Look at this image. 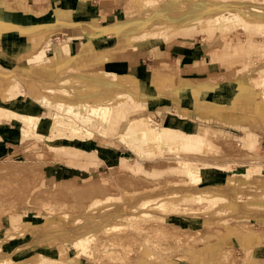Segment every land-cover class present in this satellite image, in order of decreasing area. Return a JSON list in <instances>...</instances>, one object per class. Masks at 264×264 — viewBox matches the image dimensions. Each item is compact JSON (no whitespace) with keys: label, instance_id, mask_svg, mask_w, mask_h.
<instances>
[{"label":"bare ground","instance_id":"obj_1","mask_svg":"<svg viewBox=\"0 0 264 264\" xmlns=\"http://www.w3.org/2000/svg\"><path fill=\"white\" fill-rule=\"evenodd\" d=\"M55 13L56 21L50 23L19 25L0 19V33L19 30L30 36V42L27 44L0 47V65L16 68L20 82H26L28 85L27 87L19 85L20 90L26 92V97L35 109L37 107L44 109L42 112L37 111L38 109L31 111L26 108L27 103L21 105L14 103L17 98L14 97V93H17L14 92L15 86L14 89L0 88V114L11 115L15 119L12 125H20V138L21 134L28 138L31 132H34L35 137L39 139V136L51 137L52 132L63 131H69L72 135H85V138H80L84 140L91 139L95 134L107 137L108 128L121 122V117L117 116H120V113H127L130 106L135 110H144L149 107L150 102L158 100H169L185 105L191 100L198 102L209 96L212 91L219 89L217 84L209 80L194 82L188 86L162 87L151 78L144 81L129 71L84 70L89 66L100 64L101 58L113 59L119 55H126L131 49L138 50L148 46H152L155 55L165 56L168 48L174 45L191 46V36L195 31L203 32V39L209 42L214 41L218 36L235 31L239 26L255 27L264 36V0H127V3L123 4L122 17L118 18L115 25L101 28V32H107L105 42L101 46L94 45L91 40H79L75 46L71 43L65 46L69 52L68 58L58 60L61 56V47L55 48L58 57L54 54L46 57L40 47L45 42L50 29L63 30L65 26H71L79 27L84 31L98 25L88 17V12L84 16L86 20H81L80 14L74 15L72 10L64 12L56 8ZM165 24H169L176 33L181 30L183 37H171L160 28L156 33L153 32L155 26ZM69 37L71 40L75 36L70 34ZM163 43H166L168 50H162ZM239 48L244 49L249 55L264 53V40L255 41L248 37L246 43ZM27 52L35 55L34 59L28 60L30 65L18 60L20 55ZM2 60H6V64ZM42 64L55 66L56 74L47 77L36 72L35 68ZM156 69L180 72L179 66H171L167 63H161ZM253 71L257 74L250 76ZM11 75V72H7L0 78L9 79ZM255 76L260 79L258 83L264 86V62L259 65L247 63L237 69L232 81L239 88V92H236L232 102L249 98L248 94L254 91L255 112L264 121V89L258 90L252 86L250 80ZM158 108L159 112L163 109ZM3 123L5 122L1 118L0 124ZM181 126L182 122L171 114H167L161 124L148 116L129 120L118 140L136 156L137 161L131 164L130 156L122 158V163L118 166L126 170L124 178L117 177L115 170H112V175L118 179L117 185L128 186V191L125 190L123 196L117 198L119 211L113 215L115 219L106 224L90 223L84 213L57 210V208L66 209L67 207L64 206L72 203L70 201L72 196L70 191H60L58 195L67 193L63 201L56 203L50 196L55 192L53 186L57 182L60 190L71 183H76L70 179L62 181L58 178L51 186L46 181V188L38 190L39 195L28 196L32 201L25 204L40 208L48 218L53 219L43 226L36 225L37 221L23 218L19 204L14 210L0 211V231L3 232L0 236V264H82L81 259L84 257L94 264L99 252L102 253V257L115 252L108 247H101L117 241L113 232L136 229L137 226L140 229L148 226V230L152 231L150 233L161 232L162 238L157 242L159 247L165 245L168 234H174L178 240L175 248L181 249L184 248L183 245L187 246L188 253L175 254L181 260L189 261L192 256L201 252L204 254L202 262L221 263V258L211 260L213 253L206 250L208 242L217 240L222 230L221 225L209 223L210 228L204 231L189 230L171 222L168 217L188 218L200 215L201 218L210 220L257 213L264 209L263 174L254 173L258 169L255 161H251L250 166L245 165L248 167L245 171L230 169V166L242 163V153L248 148L247 139L236 155L228 156L220 150L215 138L197 132L183 134L179 131ZM45 129L48 130V134L44 133ZM14 133L13 128L11 134ZM63 137L71 139L72 136ZM218 141L220 142L221 139ZM47 144L54 151L67 156L75 157L79 152L78 148L75 151L68 149L70 146L68 144L54 142ZM115 151L118 152L116 147ZM254 152L258 154L253 157H257L258 160L264 159L263 147ZM212 153H216L218 157L212 156ZM163 158L176 160L175 166L178 167L159 171L149 169L141 162ZM114 161L116 160L109 161L111 169L117 166L113 165ZM1 168H3L2 163H0ZM182 169L185 171L184 176L180 174ZM55 172L56 177L68 174L67 170L63 169H57ZM87 183L89 184L85 187H89L87 192L93 191L92 195H94L90 196L87 211L91 213L110 211L113 202L116 201L114 197L117 192L110 191L111 187L108 184H99L101 182L97 179H91ZM96 189L99 190L97 194L94 193ZM144 189L151 191L140 192L134 196L125 195V192ZM136 199H138L137 205L130 206L129 200ZM194 202L197 203L196 207L192 204ZM57 204H60V207ZM154 207H157L159 212L167 213L162 216L163 218L151 223L129 220V217L138 215V212L150 218ZM246 223L239 222L235 228L237 233H241L240 241L251 246L246 248L247 257L243 260L236 257L235 264H261L255 256V243L262 244L261 238L264 233L247 231ZM105 228L109 231L102 232L101 230ZM36 240L42 242L49 240L54 243L39 245ZM121 241L124 243L125 237H121ZM6 244L11 248L6 249ZM57 244L66 245L68 250L74 248L76 253L69 254L63 246L57 247ZM196 250L200 252L196 253ZM140 251L144 253L140 258L142 264L146 262L163 264L159 263L163 260L155 251L143 246Z\"/></svg>","mask_w":264,"mask_h":264},{"label":"rangeland","instance_id":"obj_2","mask_svg":"<svg viewBox=\"0 0 264 264\" xmlns=\"http://www.w3.org/2000/svg\"><path fill=\"white\" fill-rule=\"evenodd\" d=\"M85 3H89L90 0H82ZM127 0H122V3H120L118 5V7L116 8L117 11L114 14V16L111 17H107L109 22L112 23L113 21H115L116 19L118 20V18L122 17L123 14V4H126ZM102 16L101 18H99V20L97 18H94L93 20L95 21V23L98 25V27H93V28H89V29H85L83 31V35L84 38H91L93 36L96 35H104L103 38L106 39V34L107 32H101V28H105L107 26H103V23H105L103 20V15H105V13H101ZM118 16V18H117ZM121 16V17H120ZM102 20V21H100ZM100 21V22H99ZM113 26V23L110 25V27ZM162 29L164 31H166V33L171 36V37H177V38H182L183 37V33L181 30H179L177 33L175 31H173V28H171V26L169 24H165V25H160V26H155L153 28V32L156 33L158 31V29ZM241 28V29H240ZM78 29V30H77ZM75 31H63L60 29H55L52 30L50 29V33L47 35L45 42L40 46L42 49L44 50H48L50 48V42H55L57 43L58 47H61L63 43H71L73 46H75V43L77 44L80 41H84L86 39H80L78 35H80V33L82 34V29L77 28ZM95 30H97V32H95ZM81 31V32H79ZM55 32H61V33H57L54 36H52L53 33ZM92 33H95L93 36L91 35ZM203 33V32H202ZM202 33H200V31H195L194 34L191 36V46H189L188 44L185 45H174L172 47H166V43H163L161 45L162 50L167 51L168 54H170L168 57H171V53H175L177 55H179V58H181V56L185 53H188L191 50H194L195 48L199 46H202L203 49L209 51L211 57L210 60H208L209 62L211 61L212 64H210L209 66H205L204 73H208L209 71L213 70V69H217V63H219L221 69L223 71H220L219 73H217L216 75H205V76H201L198 77L196 81L194 82H204V81H211L215 84H217L219 81H222L225 78L230 79L231 81L234 79V76L236 74V71L238 68H240L241 66L244 67V63H251L254 65H259L261 62H264V53H255V54H246L244 53L241 48L239 49V46L243 43L244 39H248V36H250L252 39L253 37L251 35L254 36L255 40L259 41V40H264V36H262V34L259 32V30L255 27H244V26H239L238 28H236L235 31L230 32L229 34L226 35H222V36H218L215 38L214 41H207L203 39V35ZM72 34L75 37L71 40L69 35ZM59 37V38H58ZM207 37V36H205ZM108 40V39H107ZM112 40H110L111 42ZM103 42L102 40H98L97 41V45H99L100 43ZM209 42V44H208ZM152 46H148V47H143L140 48V50L138 51H134L135 53H139V55L141 56H150L152 58H155V51H151ZM168 48V49H167ZM132 50V49H131ZM48 54H52V51L47 52ZM166 53V55H167ZM164 58V57H163ZM101 63L95 66H89L88 68H84V70H99V69H109V68H114V64L111 63L112 58H101ZM106 61H110L108 63H105ZM24 64L26 65H30L28 60L24 59L22 61ZM162 63H167L169 65H174L176 66V64H174L172 61L171 62H162ZM124 64V63H123ZM180 64V60L178 61L177 65L179 66ZM124 66V65H123ZM2 69H3V75L7 72H11L12 75L10 76L9 79H3V82H11L12 86H15V91L17 93H14V97H17L16 100L14 101V103L16 104H24V102H26V108L28 110L31 111H40L42 112L44 109L43 108H39L37 107L36 109L32 106V104L29 102V98L26 97V92L21 91L20 90V86H28L26 82H20V79L17 76V70L14 67H3V65H1ZM11 69V70H10ZM119 69V67H118ZM174 74V76H177V85H180V72L178 71L177 73L175 72H171L168 71L167 69H161V70H157L153 73L154 74V79L153 81L160 84L162 87H167V86H176L175 84V79H171L168 80L167 82H160L159 80L157 81L156 75L158 74ZM255 74H257V72L253 71L252 73H250V76H254ZM2 77V76H1ZM180 80V81H179ZM260 79H258L256 76L252 79L251 77V82H252V86L255 89L261 90L264 89V86L260 85L259 82ZM1 82V81H0ZM193 82V83H194ZM8 84V83H7ZM254 91L253 93L250 92L248 94V97L252 99L255 98L254 96ZM20 98H24V101H19ZM248 98V99H249ZM10 100V99H9ZM167 102V100H158L156 102L151 103L147 109L143 110V111H138V112H133L130 113L132 111H137L135 110L133 107H129L127 109V113H120V116L117 117H121L119 123L113 124V125H119L115 130L114 133L118 134L119 132H121L124 127L126 126V124L129 122V120L131 118H138L140 116H148L153 118L157 123H162L164 118H165V114H171V113H179L180 112V108H179V104L175 103L172 109H168V111L170 113H164L163 109L161 112L158 111V107H156L157 105H159L160 109L162 108V104ZM183 107L186 109V115H183V117H185L184 121L187 122V127L190 131H195L197 133L203 134V135H208L209 137H211L212 139L215 140L216 144L219 145L223 151L229 153V154H233L236 155L238 153V151L240 150V147H242L244 145L245 142V138H237L234 139V135L229 134V140H227L226 135H224V132H222L221 129H218V127L216 126H210L209 124H205V125H196L194 122H191V117L190 114L187 110L186 105H184V103L182 104ZM154 110V111H153ZM50 110H48L49 113ZM242 113H244L243 111H240ZM248 111H246L247 113ZM130 113V114H129ZM161 113V114H158ZM124 114V115H123ZM129 114V115H128ZM210 114H212V112H210ZM115 116V114H113ZM122 115V116H121ZM128 115V116H127ZM250 117H252V121H255L256 124L258 125L259 123L262 124L263 128H264V121L259 118L256 117L254 115H249ZM2 118V120L5 122L3 123L5 124H9V125H5V126H9L8 129H6V131H10L9 135H2L0 133V140L3 142H0V163H2L3 168L0 169V211L2 212V210H14L16 206H20V211H22L23 214V218L25 219H31L34 221H37L36 225L39 226H43L45 224H47L49 221L53 220L51 218H48L46 216V214L44 212H42V210L40 208H37L34 205H29V204H25L26 202L29 203L31 202V198H29L28 196H37L39 195L38 190H41L43 188H46L45 185L48 182L49 186H51L53 184V181L57 180L58 178L62 181H66L68 179L70 180H74L76 183H71V185L69 184V186H65L62 189L58 190V183L56 182L53 186L55 192L53 194H51V198H53L55 200L56 203H59V201H63L65 199L64 195L67 192H64L63 194L58 195L57 193L60 191H70L71 192V198L70 201H72V203L67 204L66 209H59L57 208L58 211H74V212H78V213H84L85 214V218L86 220L91 222H98V223H103L106 224V222L108 221H112L114 220V216L117 211H119V205L117 204V198H121L123 196V192L125 190H127L128 186H120L117 185L118 183L116 182L118 179H115L116 176L120 177V178H124L125 177V173L126 170L124 168H121V166H116L114 168L111 169L110 163L108 162L107 166H102V167H98V163H99V158L97 156V154L99 156L104 157V152L102 154L98 153L96 154V152L91 151V156L90 159L88 160H84V159H80L78 161V163L81 166L84 167H90L88 170H83L80 167L76 166V165H71V164H64L66 156L65 154L58 152V151H54L52 148L49 147V145L47 143H66V144H74V145H79L80 147H85V148H99L100 150L103 148H107L103 142V140H101L100 137L95 136L93 139H80V138H85V135L79 136V135H72L69 131H63V132H52L51 133V137H49V135H44V136H39V139H37V136L35 137V133L31 132V135L27 138V137H23V135L21 134V138H20V125L16 124V126H13L12 123L15 122V119L11 116V115H5V114H0V119ZM125 119V120H123ZM210 119V118H209ZM249 119V118H248ZM256 119V120H255ZM123 120V121H122ZM212 120V119H210ZM209 120V121H210ZM213 121V120H212ZM258 121V122H257ZM3 125V126H4ZM260 125V124H259ZM22 126V125H21ZM240 126V125H239ZM15 133L12 135L11 131L13 130ZM243 128V125H242ZM246 131V135H247V143H248V148L246 149V151H244L243 157L241 158L242 163H239L237 165H232L230 166L231 170H238V171H245L247 170V166L245 165H249L251 161H255L258 165V169L256 171H254V173H258V172H262V174H264V159H257V157H253L254 155H257L258 153H255L254 151L257 149H260L261 147L264 148V145L261 146H251L250 145V139H251V135H248V131ZM45 134H48V130L45 129ZM67 135H71V139L69 138H64L63 136H67ZM60 137V138H57ZM55 138V139H54ZM76 138V139H74ZM221 139V143L218 141ZM217 140V141H216ZM230 141V142H228ZM112 142H115L118 144V150L120 153H126V155L130 156L132 158V160H130V163H134L137 161L136 156L129 152L127 149H125L121 144L118 143V141L116 139H114ZM220 143V144H219ZM88 144V145H87ZM70 150H76L77 147L76 146H72L70 145L69 148ZM95 156V159H97L98 163L96 162L94 164V162L91 160L92 156ZM233 155V156H234ZM112 156V155H111ZM110 159L111 160V157ZM212 156H217L216 153H212ZM15 160V161H13ZM244 161V162H243ZM145 167L149 168V169H155V170H161V169H168L171 167H178L175 166L177 165L176 160H172L170 161L168 158H163L160 160H156V161H141ZM116 163H118V161H116ZM240 165H244V166H240ZM113 166V165H112ZM98 167V168H97ZM110 167V169H109ZM57 169H63V170H67L68 174L66 175H60L56 177V172ZM112 170H115V174H117L116 176L112 175ZM180 174H182L183 176L185 175V171L182 169V171H180ZM256 177V176H255ZM263 177V176H262ZM91 179H97L99 180V184H108L111 187L112 192H117L116 196L114 197L116 199L115 202H113V206H111V210L105 213H91L88 212V206H89V199L90 196L93 194V189L91 190L92 193H88V188H85L87 186H89V184L87 183L89 180ZM47 181V182H46ZM183 181V180H181ZM165 189V188H162ZM89 190V191H90ZM97 191H99L98 189H96V191L94 190V193H96ZM128 191V190H127ZM146 191H151V189H144V190H139V191H131V192H125V195L130 194V195H136L140 192H146ZM83 192V193H81ZM159 193V192H158ZM97 194V193H96ZM152 195L155 193H151ZM160 194H164V192H160ZM156 195V194H155ZM94 196V195H92ZM245 197V195H243ZM242 196V197H243ZM56 197V198H55ZM139 199V198H138ZM138 199H136L135 201L133 200H129V205L130 206H136L138 203ZM58 201V202H57ZM205 202V201H204ZM19 204V205H18ZM194 204V206L196 207V202L192 203ZM204 204V203H203ZM127 206H129L128 204H125ZM57 206L60 207V204H57ZM123 209V207L121 208V210ZM127 209V208H126ZM125 209V210H126ZM216 211V210H215ZM167 212L163 211V212H159L157 207H154L153 211H152V216L150 218H146L144 216H142L141 212H138V215L135 216H131L129 217V220L131 222H145V223H151V222H155L159 219H161V217L163 215H165ZM163 218V217H162ZM190 218H197L196 220L199 222L197 225L195 226H191L189 224H187V222L189 220H193ZM168 219L173 222V223H177L180 224L182 226H184L185 228H188L189 230H199V231H204L205 229H209L210 224L212 225H221L222 226V230L221 232L218 234V238L217 240H210V241H214L216 242V246H211L209 245V243L212 242H208L206 244V250L210 251L211 253H213L210 257V259H219L221 258L220 261H222L221 263L218 264H235V258L237 257V259H245L248 255V252L246 250L247 247L251 246V245H247L243 242L240 241V235L241 233H237L236 231V225L239 222H247L246 226H247V231H254V232H258V233H262V229H264V226H261L262 224L264 225V209L263 210H259V212L257 213H253V214H243L241 216H237V217H232L229 218L228 216H225L223 218H214V219H210V220H206L204 218H201L200 215L197 216H191V217H180V216H170L168 217ZM186 222V224L184 223ZM235 224V225H234ZM147 227V228H146ZM212 227V226H211ZM148 226H144V228L142 227L140 229L139 226L136 227V229H131V230H127V231H120V232H113L115 234V238H117V241L113 242L112 244H108V246H101V247H108L109 249L114 250V253H108L105 254V256L102 257V253L99 252V255L96 257L95 259V263L94 264H142L143 262L140 261V258L142 256L140 249L141 247H145V248H149L153 251H155L156 253H158L159 257L161 258L162 261H160L159 263H163V264H209L208 261L206 262H202V258H203V253H201L199 250H196V253H199L198 255L192 256L190 258V260L188 261V259H183L181 260V258L175 256V254H179L180 252L182 253H188L187 252V246L183 245L184 248H175L176 244L178 243V240L176 238V236L172 233L168 234L167 238L168 240L166 241L165 245H163L162 247L157 245V242L159 240H161L162 238V234L160 233H156V231L154 233H150L152 231L148 230ZM224 230V231H223ZM226 230V231H225ZM102 232H108L109 229L105 228L101 230ZM113 231V230H112ZM208 231V230H207ZM213 231V230H210ZM223 231V232H222ZM214 232V231H213ZM3 232L2 230L0 231V236H2ZM160 234V235H158ZM200 234V233H198ZM117 235V236H116ZM121 237H125V241L124 243H122L121 241ZM261 240H263L264 242V234H262V238ZM37 243H40L39 245H46V244H53V241H47V242H42L41 240H36ZM261 242L258 243L256 242L255 245H259V246H264V243ZM13 244V242H12ZM63 246V249L66 251H68L69 254L71 253H76V251L74 250V248H72L71 250H68L66 245H59L57 244V247ZM246 246V247H243ZM6 249H10L11 246H9V244H6L5 246ZM170 250H172V252H170ZM256 250V249H255ZM213 256V257H212ZM87 257H84L81 259L82 264H92V262L90 263V260ZM210 260V261H211ZM247 260V259H246ZM245 260V261H246ZM249 262V260H247ZM212 262V261H211ZM148 262H146L147 264ZM149 264H154V262H151ZM246 264V263H243Z\"/></svg>","mask_w":264,"mask_h":264},{"label":"crops","instance_id":"obj_3","mask_svg":"<svg viewBox=\"0 0 264 264\" xmlns=\"http://www.w3.org/2000/svg\"><path fill=\"white\" fill-rule=\"evenodd\" d=\"M122 3V0H90L89 3H85L82 0H0V19L8 22V23H13V24H19V25H28V24H37L41 22H54L56 21V13L55 9L60 8L64 12H68L69 10H72V13L74 15H81L82 18L81 20H86L84 18L85 13H89L88 17L89 18H101L102 14L103 15V20H105L103 23V26L110 27V25L113 23V26L115 25V21L112 23L109 22L108 16L113 17L114 14L117 11L118 5ZM43 17V18H42ZM87 17V18H88ZM121 17V16H120ZM118 18V16H117ZM102 21V20H100ZM99 21V22H100ZM112 26V27H113ZM106 27V28H107ZM79 28V27H77ZM77 28H72L71 26H65L63 31H75ZM78 30V29H77ZM101 31V30H100ZM81 32V31H79ZM83 32V30H82ZM97 32V30H95ZM57 33L61 32H55L52 34L54 36ZM95 33H92L91 35L93 36ZM196 35V34H194ZM78 36L80 39H86L84 41H89L91 40L94 45L96 46H101L105 42V38H103L104 35H96L91 38H84L83 33ZM253 40H255L254 36ZM250 37V36H248ZM59 38V37H58ZM103 42L97 45L98 40H102ZM247 39V38H246ZM246 39H244L243 43L241 45H244L246 43ZM257 41V40H255ZM30 42V36L20 32L19 30H11V31H2L0 33V47H4L6 45H24ZM70 43H63L61 46L60 54L61 56H57V52H55V48L57 46V43L55 42H50V48L48 50L42 49L46 57L51 56L54 54L56 57H58V60H64L68 58L69 52L65 46H68ZM240 49V48H239ZM140 50V49H138ZM134 50V51H138ZM244 53V49H241ZM52 51V54H48L47 52ZM133 50H129L126 55H119L111 60V63L114 64V68H109L107 70L111 71H129L134 74H136L139 78H141L144 81L149 80L150 78L153 80L154 79V72L156 71V68L161 65L162 62H173L174 64L177 65L178 61L180 60V86H188L194 81L197 80L198 77L205 76V75H216L220 71H223L217 63V69H213L209 71L208 73H204V68L205 66H209L212 64V62L208 61L210 60V53L209 51L203 49L202 46H199L195 48L194 50L189 51L188 53H185L179 58V55L175 53H171V57H168L170 54H167L165 56H157L155 55V58H152L150 56H141L139 53H135ZM153 52V50H151ZM164 57V58H163ZM35 58L34 53H24L19 56L18 60L23 61L24 59L26 60H32ZM4 64H6V60H2ZM110 61H106L105 63H108ZM124 63V64H123ZM245 64V63H244ZM243 64V65H244ZM124 65V66H123ZM119 67V69H118ZM35 71L47 76V77H52L56 74L57 68L55 66L49 65V64H42L38 67L35 68ZM3 76V69L0 65V77ZM157 81L159 80L160 82H167L168 80H173L175 79V84L177 85V76H174V74H158L156 75ZM0 88L2 87H9L14 89V86L10 85L12 84L11 82H3V79L0 78ZM219 89L212 91L209 96H206L205 98L201 99L200 101L196 102L197 100H191L189 104H185L187 107V110L190 114L191 117V122H194L196 125H205L209 124L210 126H216L218 129H221L222 132H224V135H226V139L229 140V134L234 135V139H241L245 138L247 139L246 131H248V135H251L250 139V145L251 146H261L264 145V128L261 123L258 125L256 124L255 121H252V117L249 115H254L256 117L261 118L259 115L256 114L255 112V104H256V96L254 99L251 100V98H243L239 99L237 101L232 102L233 97L235 96L236 92H239V88L235 86L233 81H231L228 78L223 79L222 81H219L217 83ZM16 100V99H15ZM19 101H24V98H20ZM26 103V102H24ZM173 101L167 100V102L162 104V108L164 113H170L168 109H172L174 106ZM181 105H179L180 112L179 113H171V115L175 116L178 118L180 122H182V126L180 127V132L183 134H189V133H195V131H190L187 127V122L184 121L185 117L183 115H186V109ZM156 107H159L157 105ZM145 110V109H144ZM138 111H143V110H137V111H132L133 112H138ZM243 111L244 113L240 112ZM246 111H248L246 113ZM212 112V114H210ZM129 113V114H130ZM128 114V115H129ZM161 114V113H158ZM127 115V116H128ZM162 115V114H161ZM164 116H167L165 114ZM212 120H210V119ZM249 118V119H248ZM262 119V118H261ZM125 120V119H123ZM122 120V121H123ZM210 120V121H209ZM256 120V119H255ZM258 122V121H257ZM129 123V122H128ZM128 123L124 127V129L127 127ZM0 124V133L2 135H9L10 131H6L8 129L9 124ZM240 125V126H239ZM243 125V128H242ZM119 125H112L108 128V136H101L99 134L93 135L91 139H93L95 136H98L103 140L105 146L107 148L99 149V148H85V147H80L79 145H74V144H68L72 146H76L79 150L78 155L75 157L72 156H66L64 164H71L80 167L83 170H88L90 167H84L81 166L78 161L80 159H90L91 156V151H94L100 154L104 152V157L98 156L99 158V163L97 159H95V156H92V161L94 164L97 162L98 167L102 166H107L108 162L110 161V156L112 157L111 159H115L118 161H114L113 165H119L122 163V158H124L126 153H120L118 150V144L115 142H112L114 139L118 141L119 144H121L125 149L128 150V148L121 143L118 140V136L121 132L118 134L114 133V130L118 127ZM229 133V134H228ZM0 142H3L0 140ZM230 142V141H228ZM66 144V143H64ZM88 145V144H87ZM115 147L117 148V151H115ZM220 150L224 153L227 154L228 156H232L233 154H229L220 147ZM103 151V152H102ZM131 152L130 150H128ZM132 153V152H131ZM108 161V162H107ZM97 167V168H98ZM110 169V167H109ZM264 178V174L262 175ZM193 220H189L187 224L191 226L197 225L199 222L196 220L197 218H190ZM186 224V222H184ZM261 226H264L263 224ZM262 233H264V229H262ZM211 246H216V242L209 243ZM255 256L256 259L261 263L264 264V246H256L255 250Z\"/></svg>","mask_w":264,"mask_h":264}]
</instances>
